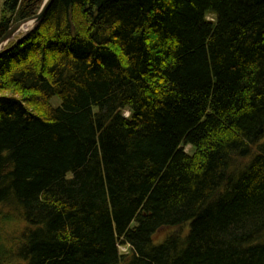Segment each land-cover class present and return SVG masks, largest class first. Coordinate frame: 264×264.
<instances>
[{
    "label": "trees",
    "instance_id": "trees-1",
    "mask_svg": "<svg viewBox=\"0 0 264 264\" xmlns=\"http://www.w3.org/2000/svg\"><path fill=\"white\" fill-rule=\"evenodd\" d=\"M10 91L0 264H264V0H53L0 50Z\"/></svg>",
    "mask_w": 264,
    "mask_h": 264
},
{
    "label": "rangeland",
    "instance_id": "rangeland-1",
    "mask_svg": "<svg viewBox=\"0 0 264 264\" xmlns=\"http://www.w3.org/2000/svg\"><path fill=\"white\" fill-rule=\"evenodd\" d=\"M4 0H0V12H1V8H2V3ZM213 15H210L209 17L212 18ZM31 26V24H28L26 28H29ZM24 30H20L15 36L14 38L18 37L19 35L23 34ZM13 38V39H14ZM0 94H12L15 95V93H13V91L10 92H0ZM58 98L54 97L52 99L53 102H57ZM127 113V112H126ZM186 150L188 151H194V148L191 145H185ZM5 214L9 215L11 218L5 217ZM23 222L18 219L15 215H12L10 212H7L5 210V212H3V214H0V234L1 236L4 237V239L7 241L8 239H10L11 241H13V239L16 241V237L18 235V233L20 231H22L23 229ZM167 233V230L162 231L161 233H159L158 236H160V239H162L163 235ZM13 238V239H12ZM8 244V243H7ZM118 249L121 252H126L127 250V246L125 245H119Z\"/></svg>",
    "mask_w": 264,
    "mask_h": 264
},
{
    "label": "water",
    "instance_id": "water-1",
    "mask_svg": "<svg viewBox=\"0 0 264 264\" xmlns=\"http://www.w3.org/2000/svg\"><path fill=\"white\" fill-rule=\"evenodd\" d=\"M53 0H43L38 12L32 16L20 19L16 22H14L7 31L0 36V50L3 49L10 40L14 38V36L22 30L24 27H26L28 24H31L29 28L24 29L23 33H26L27 31L31 30L33 27H35L44 17L48 7L50 6L51 2Z\"/></svg>",
    "mask_w": 264,
    "mask_h": 264
},
{
    "label": "bare ground",
    "instance_id": "bare-ground-1",
    "mask_svg": "<svg viewBox=\"0 0 264 264\" xmlns=\"http://www.w3.org/2000/svg\"><path fill=\"white\" fill-rule=\"evenodd\" d=\"M24 29H25V27L22 30H24Z\"/></svg>",
    "mask_w": 264,
    "mask_h": 264
}]
</instances>
